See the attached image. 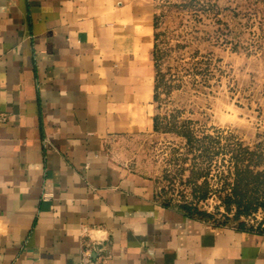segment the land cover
<instances>
[{
	"label": "crops",
	"instance_id": "obj_1",
	"mask_svg": "<svg viewBox=\"0 0 264 264\" xmlns=\"http://www.w3.org/2000/svg\"><path fill=\"white\" fill-rule=\"evenodd\" d=\"M158 0H0V264H264V232L159 199Z\"/></svg>",
	"mask_w": 264,
	"mask_h": 264
},
{
	"label": "rangeland",
	"instance_id": "obj_2",
	"mask_svg": "<svg viewBox=\"0 0 264 264\" xmlns=\"http://www.w3.org/2000/svg\"><path fill=\"white\" fill-rule=\"evenodd\" d=\"M156 28L158 129L121 156L159 199L264 232V0H158Z\"/></svg>",
	"mask_w": 264,
	"mask_h": 264
},
{
	"label": "built area",
	"instance_id": "obj_3",
	"mask_svg": "<svg viewBox=\"0 0 264 264\" xmlns=\"http://www.w3.org/2000/svg\"><path fill=\"white\" fill-rule=\"evenodd\" d=\"M111 254L99 241L85 242L83 253L75 264H107Z\"/></svg>",
	"mask_w": 264,
	"mask_h": 264
},
{
	"label": "trees",
	"instance_id": "obj_4",
	"mask_svg": "<svg viewBox=\"0 0 264 264\" xmlns=\"http://www.w3.org/2000/svg\"><path fill=\"white\" fill-rule=\"evenodd\" d=\"M156 129H158V117L156 118ZM185 211L191 213V214H196V215H199L201 217H209L211 216V213H208L206 211H202V210H199L197 207H194L192 205H189V204H182L180 205ZM246 213V211H242L240 210L239 213Z\"/></svg>",
	"mask_w": 264,
	"mask_h": 264
}]
</instances>
